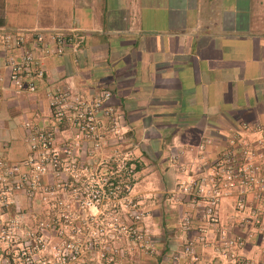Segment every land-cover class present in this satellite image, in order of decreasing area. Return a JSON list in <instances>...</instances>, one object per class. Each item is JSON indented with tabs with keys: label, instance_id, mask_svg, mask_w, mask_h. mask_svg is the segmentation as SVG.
I'll list each match as a JSON object with an SVG mask.
<instances>
[{
	"label": "crops",
	"instance_id": "crops-1",
	"mask_svg": "<svg viewBox=\"0 0 264 264\" xmlns=\"http://www.w3.org/2000/svg\"><path fill=\"white\" fill-rule=\"evenodd\" d=\"M0 22V35L26 36L21 50L45 68L37 93L16 95L1 68L10 51L0 40V140L7 125L22 139L25 120L47 119L50 87L82 96L110 91L107 104L145 175L137 185L148 189L151 212L167 226L160 263L169 264L191 236L181 231L182 215L195 214L179 184L198 183L202 157L216 158L241 122L264 123V0H0ZM37 31L82 40L44 56ZM205 138L212 142L201 153ZM12 153L22 157L24 144ZM232 210L225 199L221 220L236 233ZM240 254L247 264H264L254 241Z\"/></svg>",
	"mask_w": 264,
	"mask_h": 264
},
{
	"label": "built area",
	"instance_id": "built-area-1",
	"mask_svg": "<svg viewBox=\"0 0 264 264\" xmlns=\"http://www.w3.org/2000/svg\"><path fill=\"white\" fill-rule=\"evenodd\" d=\"M33 37L44 56L62 55L69 46L74 49L82 40L81 36L62 31H37ZM0 40L3 48L10 51L1 68L7 71L14 92L18 96L34 95L38 83L45 78L41 58L31 50H21L26 43V36L22 34L4 32ZM110 97V91L82 96L65 88L50 87L46 92L47 119L39 125L30 119L23 122L25 134L22 139L27 147L26 156L11 164L0 157L1 205L13 204L11 197L17 192L33 198L42 189L47 193L55 190L59 184L46 186L45 178L75 167L73 160L67 162L70 149L66 147L59 152L54 146L58 132L70 128L73 132L71 138L77 141L99 140L104 120L113 133L126 132L119 114L107 104ZM211 142L205 138L199 145V151L203 153L205 146ZM175 159L176 156H173L172 160ZM201 163L203 168L199 170L202 168V176L198 183L189 180L179 184V189L189 196L195 214L182 215L181 231L191 236L184 239L169 264H247L240 250L248 241H254L264 258V123L241 122L239 128L228 136L227 146L216 158L207 161L202 157ZM103 180L105 182L98 188L103 198L111 196L113 191L114 195L123 197L129 190L117 185L115 180ZM225 199L233 204L231 217L236 219L239 232L233 233L231 226L222 223L220 206ZM81 218L86 222L85 229L79 222ZM81 218L71 223L75 231L81 232L84 237L89 221L94 217L87 214V218ZM1 223L0 220V255L4 256L7 264H37L28 256L29 250L35 246L34 232H26L27 238L30 237L29 246L27 238L12 235L10 227ZM93 242L97 247V240ZM4 243L7 247H1ZM79 246L85 247L82 243ZM148 249L152 251L151 243ZM206 252L211 254L209 259L205 256Z\"/></svg>",
	"mask_w": 264,
	"mask_h": 264
},
{
	"label": "rangeland",
	"instance_id": "rangeland-1",
	"mask_svg": "<svg viewBox=\"0 0 264 264\" xmlns=\"http://www.w3.org/2000/svg\"><path fill=\"white\" fill-rule=\"evenodd\" d=\"M6 127L0 140V157L11 164L26 156L27 147L15 126ZM109 127L104 120L99 140L77 141L71 138L70 128L58 132L54 146L59 152L70 149L67 162L73 160L75 167L45 178L46 186L59 184L53 191L42 189L33 198L17 192L11 197L13 204L0 203L1 224L10 227L12 235L27 238V231L36 235L28 256L37 264H161L167 226L161 228L157 213L151 212L148 189L137 185L145 175L132 172L136 157L134 146L125 139L126 132L113 133ZM23 144L25 153L16 158L12 151ZM103 178L129 190L123 197L113 191L103 198L98 191L105 182ZM87 214L94 220L89 221L82 237L71 222L80 215L87 218ZM150 243L152 251L148 249ZM26 244L31 245L30 237ZM0 264H7L4 256Z\"/></svg>",
	"mask_w": 264,
	"mask_h": 264
},
{
	"label": "trees",
	"instance_id": "trees-1",
	"mask_svg": "<svg viewBox=\"0 0 264 264\" xmlns=\"http://www.w3.org/2000/svg\"><path fill=\"white\" fill-rule=\"evenodd\" d=\"M1 23V22H0ZM135 163V168L133 169V171L134 172H137L139 169H140V164H139V162L138 161H136V162H134ZM106 190H107V188H105ZM80 218H81V216H80ZM82 219V218H81ZM80 223H81V227L83 228V229H85L86 228V222H85V220L84 219H82V221H79ZM75 224H76V221L74 222Z\"/></svg>",
	"mask_w": 264,
	"mask_h": 264
}]
</instances>
